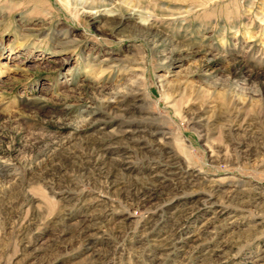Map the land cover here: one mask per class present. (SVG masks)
<instances>
[{"label": "rangeland", "instance_id": "rangeland-1", "mask_svg": "<svg viewBox=\"0 0 264 264\" xmlns=\"http://www.w3.org/2000/svg\"><path fill=\"white\" fill-rule=\"evenodd\" d=\"M135 1L0 0V264H264V0Z\"/></svg>", "mask_w": 264, "mask_h": 264}, {"label": "bare ground", "instance_id": "bare-ground-1", "mask_svg": "<svg viewBox=\"0 0 264 264\" xmlns=\"http://www.w3.org/2000/svg\"><path fill=\"white\" fill-rule=\"evenodd\" d=\"M104 1L105 0H60V2L68 9H73V6L74 5L76 6L78 3L81 4L82 5L81 7L84 8L85 13H87V15L90 18L93 17V16H96L98 14H100V15H102V14H112V13L109 12V10L105 9L106 6H109L108 4L100 5V3H104ZM120 2L122 3V6L125 9L129 10V11H135L136 8L139 7L135 0H120ZM138 3H140V2H138ZM100 8H104V9L100 10ZM119 22H120V20H119ZM118 23H116V24H118ZM131 28L137 30L138 32H144L145 33L144 35H147V36L152 37L154 39L159 36L157 31H153L151 27L146 25L145 20L144 21L140 20L139 21V25H137L135 27H131ZM104 167L105 166H103L101 168H104Z\"/></svg>", "mask_w": 264, "mask_h": 264}]
</instances>
